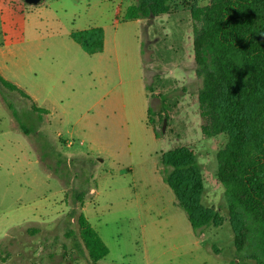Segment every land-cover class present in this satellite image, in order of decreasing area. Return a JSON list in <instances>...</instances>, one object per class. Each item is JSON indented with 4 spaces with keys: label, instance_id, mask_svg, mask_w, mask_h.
<instances>
[{
    "label": "rangeland",
    "instance_id": "1",
    "mask_svg": "<svg viewBox=\"0 0 264 264\" xmlns=\"http://www.w3.org/2000/svg\"><path fill=\"white\" fill-rule=\"evenodd\" d=\"M121 1L138 0H0V75L31 98L0 83V264H91L79 213L109 249L97 264H264L251 221L245 249L234 246L216 176L227 136L202 133L190 3L140 22L116 17ZM92 27L105 49L88 55L71 34ZM162 108L157 136L148 111ZM181 146L221 227L193 229L164 181L160 157Z\"/></svg>",
    "mask_w": 264,
    "mask_h": 264
},
{
    "label": "trees",
    "instance_id": "2",
    "mask_svg": "<svg viewBox=\"0 0 264 264\" xmlns=\"http://www.w3.org/2000/svg\"><path fill=\"white\" fill-rule=\"evenodd\" d=\"M177 1L138 0L127 8L124 19L167 15ZM184 1L190 3L193 20L195 72L203 79L198 92L202 133L208 138L227 136V143L217 153L216 176L233 200L229 220L234 246L237 252L245 249L251 221L264 253V0H210L205 6ZM118 13L119 9L116 17ZM71 38L88 55L105 49L102 27L73 32ZM0 83L31 100L1 75ZM32 110L47 113L34 104ZM163 112V108L157 114L148 111L157 136L151 116H158L163 124ZM160 164L166 169L164 181L192 228L221 227L225 222L221 213L204 204L205 180L194 151L185 146L174 148L162 154ZM76 198L82 201L83 193ZM78 226L90 262L97 264L109 249L83 213H79Z\"/></svg>",
    "mask_w": 264,
    "mask_h": 264
},
{
    "label": "crops",
    "instance_id": "3",
    "mask_svg": "<svg viewBox=\"0 0 264 264\" xmlns=\"http://www.w3.org/2000/svg\"><path fill=\"white\" fill-rule=\"evenodd\" d=\"M23 1V0H22ZM128 1V0H127ZM131 4H127V2H126V6H124V2L123 1H121L120 3H119V7H118V9H119V12H123V10H127V8L130 6ZM126 12V11H125ZM125 14V13H124ZM125 16V15H124ZM136 21H140V22H142V20L141 19H139V20H136ZM1 40V39H0ZM1 42V41H0ZM4 47V43L2 44V43H0V50L2 49ZM86 53V52H85Z\"/></svg>",
    "mask_w": 264,
    "mask_h": 264
},
{
    "label": "water",
    "instance_id": "4",
    "mask_svg": "<svg viewBox=\"0 0 264 264\" xmlns=\"http://www.w3.org/2000/svg\"><path fill=\"white\" fill-rule=\"evenodd\" d=\"M25 2V4L29 5V6H37L39 4H41L44 0H23ZM164 124L166 125V120L164 121ZM164 125V127H165Z\"/></svg>",
    "mask_w": 264,
    "mask_h": 264
}]
</instances>
